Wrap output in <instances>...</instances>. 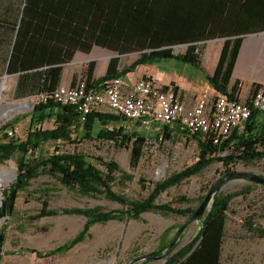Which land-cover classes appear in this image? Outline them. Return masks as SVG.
<instances>
[{
  "label": "trees",
  "instance_id": "1",
  "mask_svg": "<svg viewBox=\"0 0 264 264\" xmlns=\"http://www.w3.org/2000/svg\"><path fill=\"white\" fill-rule=\"evenodd\" d=\"M244 4L245 0H25L24 14L17 30L12 59L9 61V71L22 74L18 88H21V84L27 86V79L30 77L33 89L34 83H38L36 96L44 93L50 95L60 85L63 65L73 61L77 52L89 54L95 47L119 54L139 52L140 55L133 64L122 71H119L120 59H112L106 74L98 80H93L96 63L93 61L88 64L83 75L88 77L89 87L97 89L108 80L122 78L134 72L140 65L158 64L168 58L181 60L198 68L202 51L199 43L221 38L226 41L217 68L212 75H205V80L220 95L237 99L238 88L234 87L229 91L228 86L243 37L248 32L249 15ZM183 46H186L185 51L174 53L176 48ZM172 88L179 91L175 85ZM259 88L263 87L255 86L254 91ZM76 110L75 106H62L53 101L40 103L30 112V125L24 140L4 133L0 140V163L19 155L16 181L10 189L25 192L31 182L43 174L80 195H99L120 203L126 210H48L47 203L43 204V210L32 216V220L76 215L83 216L86 221L77 237L57 249L45 253L31 251L40 258L70 251L90 235V230L95 225H105L116 220L142 221V216L148 212H173L167 205L156 204L160 195L198 175L216 161L229 167L238 162L253 164L264 160V151L259 150L264 145V132L253 133L250 125L245 127V134L236 136L232 132L220 145H215L202 134H191L179 124L160 125V141L172 140L174 136L193 140L200 150L199 160L155 184L144 200H129L114 192L115 184L125 185L134 179V175L123 171L118 163L88 154L60 153L58 150L49 152L45 147L58 141L72 144L85 140L112 142L119 148L131 149L130 163L134 168L143 158V149L149 138L136 127L126 129L125 124L129 122L118 115L94 111L82 123ZM49 122H53V128L44 129L43 125ZM16 123V119L9 120L0 128V134ZM224 153L227 154L222 156ZM96 163L106 168L107 172L97 168ZM245 193H250V190L246 188L235 194L215 196L212 208L204 218L199 240L203 238V232L212 220L225 216L231 200ZM180 201L187 200L181 197ZM191 209H182L184 218L189 216ZM177 211L181 212V209ZM245 226L247 231L264 239V226H256L250 220L246 221ZM4 231L6 228L0 232L2 238ZM223 241L224 235L221 245ZM198 247L199 244L183 264L191 263ZM167 252L168 249L165 253ZM189 252L190 249L185 250L181 256L173 261L169 259L165 264H179ZM207 257L203 253L197 260L207 261Z\"/></svg>",
  "mask_w": 264,
  "mask_h": 264
},
{
  "label": "rangeland",
  "instance_id": "2",
  "mask_svg": "<svg viewBox=\"0 0 264 264\" xmlns=\"http://www.w3.org/2000/svg\"><path fill=\"white\" fill-rule=\"evenodd\" d=\"M135 55L140 54L137 52ZM189 68L185 73L181 72V68L171 66L169 69L178 76L183 73L181 74L183 80H188L186 84L188 89H202V84H198L200 83L198 69ZM32 109L34 106L28 104L26 108L9 114V120L18 121L15 126L18 131L16 139L25 138L30 125L28 115ZM109 114L113 113L109 112ZM52 125L53 122H49L43 127L49 129ZM125 125L128 130L136 127L137 130L144 131L149 138L143 149V158L134 168L130 163L131 149L119 148L112 142L85 140L72 144L58 141L48 144L45 149L49 152L58 150L60 153L88 154L118 163L123 171L134 175V179L125 185L115 184L114 192L129 200L137 201L147 198L158 182L199 160L200 150L193 140L174 136L172 140L160 141L158 138L162 136L161 126L155 123L144 129L132 123ZM18 156L0 163V172L5 170L9 173L5 181L0 184L2 193L0 203L2 198L10 195V187L16 181ZM96 166L103 172L106 171V168L97 163ZM230 172H248L264 177V160L253 164L238 162L229 167L216 161L198 175L184 180L160 195L156 204L167 205L174 210L173 212L164 211L157 214L148 212L142 216V221L116 220L105 225H95L90 230V235L76 247L62 255L47 258H40L31 251L49 252L73 240L83 230L86 218L62 215L32 220V216L43 210V204L47 203L48 210L99 208L109 212L124 211L126 208L118 202L99 195H80L74 190L63 187L56 179L41 174L31 182L25 192L16 193L12 215L5 219L3 226H0V232L6 228L1 241L3 244H0V264H164L166 259L168 261L174 256L178 247H183L184 251L190 249L191 241L199 233L202 221L188 226L162 261L151 262L147 257L158 258L165 254L172 240L174 241L179 226L187 221L182 209L195 208L198 204L197 200L202 198L218 179ZM246 188L250 193L231 200L225 216L212 220L206 227L197 254L190 264H218V262L219 264H264V239L245 228L246 221L249 220L256 226H264V186L243 179H234L227 181L218 195L235 194ZM181 197L187 201H180ZM2 208L1 205L0 209ZM178 209H181V212H178ZM223 235L224 241L221 245ZM203 253L208 255L207 261H198Z\"/></svg>",
  "mask_w": 264,
  "mask_h": 264
},
{
  "label": "crops",
  "instance_id": "3",
  "mask_svg": "<svg viewBox=\"0 0 264 264\" xmlns=\"http://www.w3.org/2000/svg\"><path fill=\"white\" fill-rule=\"evenodd\" d=\"M244 5V9L249 15L248 32L243 37L240 53L233 69L231 83L228 86L229 91H232L234 87L238 88L236 97L239 100H247L253 94L255 86L264 88V0H245ZM24 6L25 0H0V96L2 97L3 105L0 111L1 122L9 117L11 112L26 108L38 93L37 82L34 83L33 89L32 80L29 77L27 79L28 85L24 86L21 84V88H18L20 84L19 77L22 74L9 71V61L12 59L17 30H19L24 14ZM225 41L226 39L216 38L199 43L202 46L200 67L197 68L200 73L198 78L200 83L198 84H202V89L200 90L195 88L188 89L186 87L188 80H183V75H181L188 71L189 67L193 66L173 58L164 59L158 64L138 66L134 72L122 77L124 90H131L139 79L149 78L154 80L156 85L160 87L177 86L182 95V101L188 107L195 106L204 93H208L211 100H213L221 95L208 84L205 80V75H212L215 68H217ZM185 48L186 46L179 47L181 53L185 51ZM114 58L120 59L119 71H122L132 65L138 56L126 53L119 54L101 47L93 48L89 54L77 52L73 61L63 65L64 71L60 85L68 86L74 84L84 74L88 64L93 61L96 63L93 80H98L106 74L108 64ZM171 66L177 69L181 68L183 73L180 76L176 72L172 73V70L169 69ZM201 92L203 93L201 94ZM100 111L112 112L108 107H103ZM16 124H14V127ZM247 125L252 127L253 133L264 132V113L255 114L248 122L237 127L233 130L234 135H243ZM5 131L0 134V140L4 137ZM259 150L264 151V145H261ZM183 249V247H178L174 255L181 253Z\"/></svg>",
  "mask_w": 264,
  "mask_h": 264
},
{
  "label": "built area",
  "instance_id": "4",
  "mask_svg": "<svg viewBox=\"0 0 264 264\" xmlns=\"http://www.w3.org/2000/svg\"><path fill=\"white\" fill-rule=\"evenodd\" d=\"M180 51L176 48L174 53ZM122 80H108L95 89L89 87L88 77L82 75L74 84L59 85L50 95L35 96L29 105L53 101L62 106H75L82 123L86 122L89 114L108 107L114 115L142 129L154 123L161 126L179 124L191 134L199 133L211 139L215 145L228 139L233 130L245 124L253 114L264 113V88L256 89L247 100L223 95L211 100L208 93H204L195 106L188 107L182 101L180 92L172 87L164 90L154 80L143 78L131 90L125 91ZM2 108L0 96V111ZM8 120L9 117L5 118L3 123ZM3 123L0 121V128ZM5 133L15 138L18 131L16 127H10Z\"/></svg>",
  "mask_w": 264,
  "mask_h": 264
},
{
  "label": "water",
  "instance_id": "5",
  "mask_svg": "<svg viewBox=\"0 0 264 264\" xmlns=\"http://www.w3.org/2000/svg\"><path fill=\"white\" fill-rule=\"evenodd\" d=\"M16 178V176H15ZM235 179V180H247L249 183L252 184H256V185H262L264 186V177L261 175H257V174H252V173H248V172H237V173H227L224 176H222L220 179H218V181L213 185L212 188L209 189V191L204 194V196L200 199H198V204L195 208L191 209V212L189 214V216L187 217V221L185 224H182L180 226V228L178 229V233L180 234L182 231H184V229L190 225H192L195 222H200L202 221V225L204 222V218L206 216V214L211 210L213 202H214V196L215 194H218L221 185L224 181L228 180V179ZM16 190L12 189L10 191V195L7 196L6 198H3V203H1V205L3 206L2 209H0V220H5L7 217H11L12 215V211H13V206L16 200ZM202 225L200 228V231L198 234H196V237L193 238V241H191L190 244V252L188 253L187 256H185V258L179 261V264H183L187 261V259L194 253V251L196 250L199 242L202 240H199V236H200V232L202 229ZM2 237L0 236V242L2 241ZM172 246V244H171ZM170 246V248H171ZM167 253H165L163 256H160L158 258H151V257H147L149 259V261L151 262H160L164 259V256H166ZM171 261H173V259H171ZM167 262V259L165 260L164 264ZM132 264V263H130Z\"/></svg>",
  "mask_w": 264,
  "mask_h": 264
},
{
  "label": "bare ground",
  "instance_id": "6",
  "mask_svg": "<svg viewBox=\"0 0 264 264\" xmlns=\"http://www.w3.org/2000/svg\"><path fill=\"white\" fill-rule=\"evenodd\" d=\"M6 115H8V114H6ZM7 174H9V173H7V171H2V173H0V184L1 183H3L4 181H5V178L7 177ZM231 181V180H234V179H228V180H226V181H224L223 183H222V185H221V188L224 186V184L227 182V181ZM221 188H220V190H221ZM220 190H219V192H220ZM219 192H218V194H219ZM218 194H215V196H217ZM1 195H2V193L0 192V197H1ZM215 196H214V198H215ZM1 203H3V198H2V200H1ZM1 203H0V206H1ZM5 222V220L3 219V220H0V226H2L3 225V223ZM187 228V227H186ZM185 228V229H186ZM184 229V230H185ZM184 231H182L180 234L179 233H177L176 234V237H175V239H174V241L172 242V246H171V248H169L168 249V252H170L173 248H174V246H175V244L179 241V239H180V236L182 235V233H183ZM180 256V254L179 255H177L175 258H178ZM166 256H164V258H165ZM175 258H173V259H175Z\"/></svg>",
  "mask_w": 264,
  "mask_h": 264
},
{
  "label": "flooded vegetation",
  "instance_id": "7",
  "mask_svg": "<svg viewBox=\"0 0 264 264\" xmlns=\"http://www.w3.org/2000/svg\"><path fill=\"white\" fill-rule=\"evenodd\" d=\"M4 224V223H3ZM3 226V225H2ZM183 252H184V250L181 252V253H178L177 255H179L180 254V256L183 254ZM169 252H167V254H168ZM166 254V255H167ZM177 255H174L172 258H170V259H173V258H175ZM176 259V258H175ZM175 259H173V260H175Z\"/></svg>",
  "mask_w": 264,
  "mask_h": 264
}]
</instances>
